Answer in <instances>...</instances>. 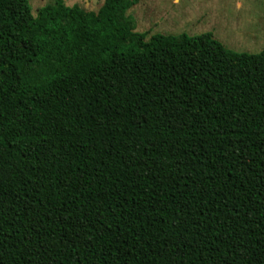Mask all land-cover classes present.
Wrapping results in <instances>:
<instances>
[{
    "label": "trees",
    "instance_id": "16d2710c",
    "mask_svg": "<svg viewBox=\"0 0 264 264\" xmlns=\"http://www.w3.org/2000/svg\"><path fill=\"white\" fill-rule=\"evenodd\" d=\"M141 1L0 0V264H264V51Z\"/></svg>",
    "mask_w": 264,
    "mask_h": 264
},
{
    "label": "rangeland",
    "instance_id": "374dc122",
    "mask_svg": "<svg viewBox=\"0 0 264 264\" xmlns=\"http://www.w3.org/2000/svg\"><path fill=\"white\" fill-rule=\"evenodd\" d=\"M105 0H64L98 11ZM33 16L54 0H29ZM136 31L155 34L200 36L212 33L232 51H264V0H142L130 11ZM148 37V38H149Z\"/></svg>",
    "mask_w": 264,
    "mask_h": 264
}]
</instances>
